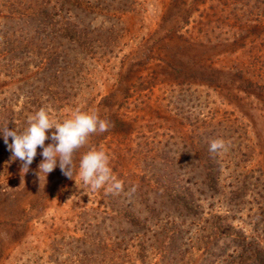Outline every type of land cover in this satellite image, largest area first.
<instances>
[{"label":"rangeland","instance_id":"obj_1","mask_svg":"<svg viewBox=\"0 0 264 264\" xmlns=\"http://www.w3.org/2000/svg\"><path fill=\"white\" fill-rule=\"evenodd\" d=\"M41 107L58 122L96 111L110 126L74 153L71 179L59 167L39 173V147L24 173L0 131V264H202L211 245L195 250L193 227L163 261L148 235L121 241L120 231L146 216L153 159H178L174 174L192 182L215 139L229 142L217 152L225 195L204 203L264 237V0H0V130L23 131ZM93 148L108 154L119 194L80 178Z\"/></svg>","mask_w":264,"mask_h":264},{"label":"trees","instance_id":"obj_2","mask_svg":"<svg viewBox=\"0 0 264 264\" xmlns=\"http://www.w3.org/2000/svg\"><path fill=\"white\" fill-rule=\"evenodd\" d=\"M74 29L75 26H67L65 33H75ZM201 140L204 141V139ZM199 155L200 158L197 157V161L200 165L192 170L196 171L192 182L184 180L183 176L177 173L174 174L176 168L173 163L175 162L177 168H180L178 159H167L161 155L160 158L153 159L156 161L157 173L156 179L152 183L154 187L150 186L151 180L148 178L151 190L148 197L144 199L145 210L143 212L146 216L144 215L141 222L129 221L131 229L120 231L121 241L125 240L128 234H132V236L148 235L147 240L153 244H149V246L153 248V251H156V254H159L158 257L161 261L165 256H169L170 260H175L181 255L180 250L185 245L182 241L183 230L193 227L198 243L195 250L200 251L201 245L202 248L206 244L211 245L205 250L202 249L201 261L204 264L206 261H210L207 264H215L216 261L224 263L230 261L229 264H234L236 261H238L237 264H264V249L262 247L264 237H261V232L254 231L252 236L248 235L247 237L241 228L234 229L228 222L226 211L224 214H219L216 212L218 208L213 207L210 203H204L213 198L222 200L219 197L225 195L226 187L221 183L224 182L222 174L223 170H227V168L221 166L217 152L201 151ZM182 159L187 163L190 156H184ZM162 172L168 173L170 177ZM230 178L231 175H228V179ZM247 188V183L240 181V186L234 191L231 190L232 198L227 201V204L230 205L231 211L234 213H239V205L242 204V198L247 194ZM236 199L239 200L238 203ZM236 208L238 209L236 210ZM262 215L261 222L264 221V214ZM111 252L113 251L111 250ZM143 252L146 254V251Z\"/></svg>","mask_w":264,"mask_h":264},{"label":"clouds","instance_id":"obj_3","mask_svg":"<svg viewBox=\"0 0 264 264\" xmlns=\"http://www.w3.org/2000/svg\"><path fill=\"white\" fill-rule=\"evenodd\" d=\"M109 121L101 119L96 111L87 112L77 108L69 118L58 122L50 116L46 108L41 107L35 114L27 118V127L18 132L6 126L0 130L4 143L12 153L13 159L22 162V171L27 173L29 166L37 156V148L42 149V162L38 165L39 173L46 176L59 167L63 175L73 178V155L83 147L89 137L97 132L103 133L109 128ZM55 131L49 136V130ZM11 137V144L8 138ZM52 142L45 146V141ZM228 143L223 139H215L210 143L211 152L227 151ZM109 156L103 150L95 148L87 151L80 160L79 176L91 191L107 186L108 193L123 191V181L118 179L109 167ZM135 187L131 189L135 192Z\"/></svg>","mask_w":264,"mask_h":264}]
</instances>
